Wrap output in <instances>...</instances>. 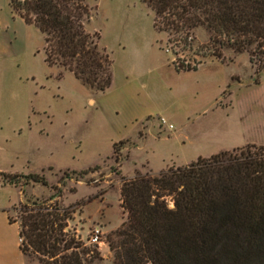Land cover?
I'll use <instances>...</instances> for the list:
<instances>
[{
	"label": "rangeland",
	"instance_id": "rangeland-1",
	"mask_svg": "<svg viewBox=\"0 0 264 264\" xmlns=\"http://www.w3.org/2000/svg\"><path fill=\"white\" fill-rule=\"evenodd\" d=\"M10 2L0 0V173L43 178L46 186L24 188L31 201L60 192L52 205L74 212L67 229L96 248L92 264H114L107 241L126 218L122 178L264 147V73L256 76L249 54L214 47L202 29L182 38L158 33L142 0H88L86 30L99 33L112 60L111 86L95 92L44 62L42 35ZM185 64L197 70L176 69ZM119 142L117 165L112 147ZM3 183L0 177V264H38L23 259L18 226L9 222L25 198ZM164 199L172 208L171 197ZM103 216L109 224L100 243L89 245Z\"/></svg>",
	"mask_w": 264,
	"mask_h": 264
},
{
	"label": "trees",
	"instance_id": "trees-1",
	"mask_svg": "<svg viewBox=\"0 0 264 264\" xmlns=\"http://www.w3.org/2000/svg\"><path fill=\"white\" fill-rule=\"evenodd\" d=\"M142 2L158 33L182 38L202 29L214 47L249 54L256 76L264 73V0ZM10 8L42 35L48 66L95 92L111 86L112 60L99 45V33L86 30L93 12L88 0H11ZM120 145L112 147L117 165ZM0 177L2 186L19 187L24 198L30 183L47 185L32 174ZM57 197L60 192L43 201L25 198L14 209L17 217L9 222L18 226L21 255L38 264H92L99 258L96 248L70 233L74 212L53 206ZM165 197H171L172 208ZM120 208L126 218L107 241L114 264H264V147L222 151L158 174L135 171L133 178L121 179Z\"/></svg>",
	"mask_w": 264,
	"mask_h": 264
},
{
	"label": "built area",
	"instance_id": "built-area-1",
	"mask_svg": "<svg viewBox=\"0 0 264 264\" xmlns=\"http://www.w3.org/2000/svg\"><path fill=\"white\" fill-rule=\"evenodd\" d=\"M160 124L163 126H166V122L163 119L159 120ZM168 129L171 130L173 129V127L171 125L168 126ZM103 233L100 227H96L94 228L91 232H90V236H89V241L88 244L89 245H97L100 243V239L102 237Z\"/></svg>",
	"mask_w": 264,
	"mask_h": 264
},
{
	"label": "crops",
	"instance_id": "crops-1",
	"mask_svg": "<svg viewBox=\"0 0 264 264\" xmlns=\"http://www.w3.org/2000/svg\"><path fill=\"white\" fill-rule=\"evenodd\" d=\"M122 214V213H121ZM122 216H123V214H122ZM99 220H100V223L102 224V228L101 229H103V230H106V228H107V226H108V220H107V217L106 216H103V217H101V219L99 218ZM122 221V220H121ZM120 221V222H121ZM121 224V223H120ZM119 224V225H120ZM119 227V226H118ZM117 227V228H118ZM116 229V228H115ZM114 230V229H113ZM23 259H24V257H23ZM25 262V261H24Z\"/></svg>",
	"mask_w": 264,
	"mask_h": 264
}]
</instances>
